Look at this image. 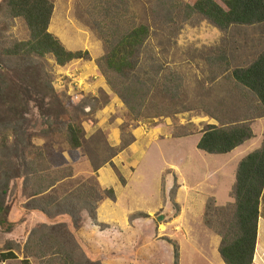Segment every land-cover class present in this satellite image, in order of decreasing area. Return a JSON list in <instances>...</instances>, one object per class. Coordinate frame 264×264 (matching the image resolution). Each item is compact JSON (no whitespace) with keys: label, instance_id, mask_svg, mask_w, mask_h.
<instances>
[{"label":"rangeland","instance_id":"1","mask_svg":"<svg viewBox=\"0 0 264 264\" xmlns=\"http://www.w3.org/2000/svg\"><path fill=\"white\" fill-rule=\"evenodd\" d=\"M50 1L49 32L67 50L87 51L89 58L63 66L49 54L41 59L43 77L56 95L53 104L49 95L35 90V70L28 73L4 55L9 41L26 40L28 31L21 18L0 14V188L6 190L0 225L9 224L15 239L32 225L33 240L62 228L76 242L71 228L93 223L95 227H86L89 248L108 259L88 258L101 264H172L173 244L179 248L178 264H220L214 212L229 203L227 194L232 196L230 165L223 182L217 181L222 177L212 170L218 161L197 149L196 139L207 124L219 126L257 114L253 98L234 86L228 72L220 73L216 62L231 68L248 65L264 51V22L220 30L198 15L165 21L155 14L153 0H114L126 27L132 21L149 27L141 67L154 63L160 65V75L170 71L180 78L174 97L162 94L154 80L151 92L141 95V113L134 115L96 63L106 47L93 21L95 11L112 0ZM55 111L60 113L56 116ZM67 121L81 129L78 148L66 139ZM31 171L48 180L37 184ZM95 182L101 190L114 191V199L97 204L113 214L111 220L97 222L96 216L93 222L82 206L63 212L71 191ZM216 185L219 199L213 195ZM34 191L42 192L31 197ZM33 199L46 210L53 207L50 214L29 210ZM62 239L55 236L54 245L46 242L44 247L56 249ZM77 245L76 257L84 260ZM41 250L31 242L25 252L40 255ZM254 264H264V259L257 256Z\"/></svg>","mask_w":264,"mask_h":264},{"label":"trees","instance_id":"2","mask_svg":"<svg viewBox=\"0 0 264 264\" xmlns=\"http://www.w3.org/2000/svg\"><path fill=\"white\" fill-rule=\"evenodd\" d=\"M153 1L155 2V14L159 17L163 16L165 21L168 19L173 22L177 21L178 17L187 19L198 15L220 30H227L233 25L251 26L264 22V0ZM119 11L114 0L109 3L105 2L101 9L95 11L97 20L95 18L93 21L106 47L105 53L97 59L96 63L110 88L128 110L134 115H139L145 105V99L141 95L151 92L154 80L159 81L162 94L174 97V91L180 87V78L178 76V79L177 74L170 71L168 74L160 75L161 67L154 63L148 65L146 69L141 67L140 54L149 35V27L133 21L130 26L126 27L125 20ZM124 11L127 9L124 8ZM52 13L53 4L50 0H2L0 2V14H5L9 19L21 18L28 31L26 40L12 43L9 41L4 48V55L9 62L16 61L28 73L34 69L36 75L31 77H34L35 81L32 78L30 80L37 85L35 90L38 89L42 97L49 95L52 103L55 104L56 95L51 84L43 77L44 64L41 59L49 54L53 56L57 65L63 66L74 59H87L89 55L87 51L67 50L60 40L49 32L48 26ZM216 64L218 68H221L220 73L228 72V79L237 89L253 98L254 107L257 110V114L249 119L221 123L219 126L214 124L204 126L196 143L197 149L208 154H225L254 136L251 128L254 118H264V51L244 67L231 68L228 67L227 62L226 66L225 62H216ZM14 95L17 96V93ZM60 107L64 108L61 104ZM59 113L60 111L56 112V116ZM80 133L81 129L78 126L67 121L66 139L73 148L80 146ZM31 172L34 173L31 179L37 184L42 180H48L45 179V174L43 176L35 171ZM49 180L52 186L54 180L52 177ZM41 192L34 191L31 197ZM5 194L6 190L0 188V212L3 210L2 199ZM231 195L233 202L215 208L214 212L218 218V234L221 237L217 249L218 254L224 264H252L257 237L259 204L264 199V129L261 145L239 161ZM105 198H115L112 188L101 190L96 182L89 185L83 183L64 198L62 205L66 209L63 212L70 213L76 206H82L90 220L95 222L97 204ZM50 199L54 201L55 198ZM55 206L60 205L57 202ZM28 208L48 216L53 207L46 210L42 208L40 202L33 199ZM57 229L53 235L41 233L42 244H39L43 249L41 254L48 252L53 254L52 260L48 258L44 264H101L84 255V260L80 259L81 256L77 258L79 248L75 240L69 232L64 233L62 228ZM58 235L63 238L55 243L58 248L46 249L43 241ZM168 242L171 243L169 239ZM52 245L54 244L50 246ZM172 246V264H178L179 248L177 244ZM5 256L13 257V254L7 253Z\"/></svg>","mask_w":264,"mask_h":264},{"label":"crops","instance_id":"3","mask_svg":"<svg viewBox=\"0 0 264 264\" xmlns=\"http://www.w3.org/2000/svg\"><path fill=\"white\" fill-rule=\"evenodd\" d=\"M257 127V128H256ZM251 128L254 132V136L250 138L249 140L245 141L243 144L235 147L233 150H231L228 153L225 154H208L209 157H211V160L218 161L215 169L212 170V172L218 173L220 177L217 181H220L221 183L224 180V174L226 173V166L230 165V184L228 191L231 193L232 186L235 181V171L237 168V165L239 161L249 152L257 149L261 145L262 141V133L264 129V118H254V120L251 123ZM258 129V130H257ZM198 139H196L197 141ZM224 156H227L225 159H222ZM222 160H221V159ZM213 195L215 199H219V195L217 194L218 186L216 185L215 188H213ZM228 195V199L230 200L229 203L233 202V197ZM231 195V194H230ZM218 202V201H217ZM219 203V202H218ZM104 204V203H103ZM225 204H220L219 206H222ZM112 209V207L110 206ZM29 213H32L30 211ZM96 216H97V222H103L104 219L113 218V214L106 212H102L101 205H98L96 210ZM106 217V218H104ZM102 220V221H99ZM96 226L93 223H84L82 226L78 228L74 227L71 228L73 233H75V239L77 244H79L80 248L82 249L83 253L85 254L86 258L89 257V255L93 254L94 258L100 259L101 261H106L108 258L103 255V253L98 252L97 249L93 248L90 249L88 242V236H87V226ZM21 226V225H20ZM25 228V227H24ZM77 230L75 231V229ZM35 228H32V225H27L26 230L22 228L21 235L18 236L16 239L13 238V235L11 234V227L10 225L1 226L0 225V264H44V261H46L48 258L49 260H52L53 254L51 252L47 254H28L25 252V249H27V246L32 242V244H42L41 239H35L33 240V230ZM13 238V239H11ZM52 238L45 239L43 241L44 244L46 242L50 245L52 244ZM55 240V239H54ZM16 243V245L13 247L11 246L12 243ZM7 253H12L13 257H6L5 255ZM257 256L261 257V261L264 259V199L259 204V217L257 221V237H256V245L254 250V256H253V262L255 263ZM89 259V258H88ZM220 264H224L221 260Z\"/></svg>","mask_w":264,"mask_h":264},{"label":"water","instance_id":"4","mask_svg":"<svg viewBox=\"0 0 264 264\" xmlns=\"http://www.w3.org/2000/svg\"><path fill=\"white\" fill-rule=\"evenodd\" d=\"M158 219H160V217H158Z\"/></svg>","mask_w":264,"mask_h":264}]
</instances>
